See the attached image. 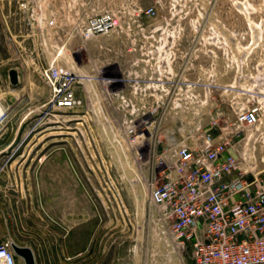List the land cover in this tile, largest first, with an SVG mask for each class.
I'll use <instances>...</instances> for the list:
<instances>
[{
	"label": "rangeland",
	"instance_id": "obj_1",
	"mask_svg": "<svg viewBox=\"0 0 264 264\" xmlns=\"http://www.w3.org/2000/svg\"><path fill=\"white\" fill-rule=\"evenodd\" d=\"M18 1L0 0V128L23 120L27 136L2 165L13 149L32 157L49 204L85 196V219H56L85 226L86 250L69 264H194L150 206L149 188L178 144L206 134L231 140L244 176L264 179V0H35L58 23L41 30ZM104 12L115 30L82 39L84 23ZM48 65L75 76L80 108L52 110ZM9 68L19 72L15 87ZM253 107L257 124L238 127ZM39 212L36 226L46 221Z\"/></svg>",
	"mask_w": 264,
	"mask_h": 264
},
{
	"label": "built area",
	"instance_id": "obj_2",
	"mask_svg": "<svg viewBox=\"0 0 264 264\" xmlns=\"http://www.w3.org/2000/svg\"><path fill=\"white\" fill-rule=\"evenodd\" d=\"M16 9L39 30L58 25L55 14L43 12L35 0H19ZM142 13L150 17L154 10ZM116 26L114 15L104 12L85 22L79 34L89 40L110 34ZM43 73L52 110L82 106L70 71L48 65ZM258 116V107L249 108L238 114L236 124L252 127ZM234 153L231 140L211 134L203 135L199 145L178 144L161 181L150 185V206L158 210L172 240L182 249L190 247L194 264H264V179L245 177ZM0 264H24L10 242L0 243Z\"/></svg>",
	"mask_w": 264,
	"mask_h": 264
},
{
	"label": "crops",
	"instance_id": "obj_3",
	"mask_svg": "<svg viewBox=\"0 0 264 264\" xmlns=\"http://www.w3.org/2000/svg\"><path fill=\"white\" fill-rule=\"evenodd\" d=\"M22 123L23 120L17 124L10 122L0 128V167L3 166L0 171V243L14 242L30 249L35 264H45L41 258L50 264H69V255L86 250L85 238L80 239L85 235V226L80 221L77 226L62 221L60 224L56 219H85V196L61 194L56 200L53 195L54 200L49 204L48 197L37 193L39 180L34 173L32 157L22 156L20 152L13 157L16 154L13 149L9 161L2 165L4 154L25 135ZM64 163L63 167L68 166ZM39 210L46 219L42 226H36L35 222L37 217L41 218ZM90 212L89 216H96L95 211Z\"/></svg>",
	"mask_w": 264,
	"mask_h": 264
},
{
	"label": "water",
	"instance_id": "obj_4",
	"mask_svg": "<svg viewBox=\"0 0 264 264\" xmlns=\"http://www.w3.org/2000/svg\"><path fill=\"white\" fill-rule=\"evenodd\" d=\"M7 77L12 87H15L19 82V72L17 68H9ZM10 247L17 258L23 261L24 264H35L33 253L30 249L18 246L14 242H10Z\"/></svg>",
	"mask_w": 264,
	"mask_h": 264
}]
</instances>
